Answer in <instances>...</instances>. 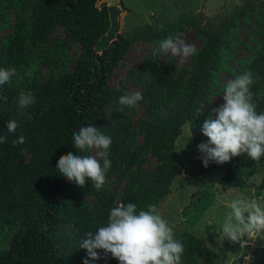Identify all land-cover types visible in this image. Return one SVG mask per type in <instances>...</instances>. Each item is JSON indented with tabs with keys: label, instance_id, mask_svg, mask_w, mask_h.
<instances>
[{
	"label": "trees",
	"instance_id": "16d2710c",
	"mask_svg": "<svg viewBox=\"0 0 264 264\" xmlns=\"http://www.w3.org/2000/svg\"><path fill=\"white\" fill-rule=\"evenodd\" d=\"M8 1L19 6L30 1L31 9L27 17L19 14L11 32L0 38V67L15 69L10 82L0 85V135L6 137V143L0 144V237L9 233L6 246L0 241V264H83L87 256L86 250L79 248L82 237L104 226L115 204L131 202L145 210L149 204L157 206L168 194L171 181L182 173L205 174L207 183L221 188L253 186L261 190L264 202V156L253 161L242 153L222 164L210 161L207 167L198 161L190 169L182 166L174 150L184 124L191 127L193 147L199 143L198 130L204 121L201 109L214 94L213 85L220 72L228 73L231 80L250 70L254 80L250 86L252 99L257 111H264V0H243L220 16L182 12L176 20L161 26H135L117 35L113 60V44L106 43L99 54L93 49L109 26L105 3L96 8L97 0ZM5 2H0V7ZM251 12L256 13L258 38L245 45L247 57L236 58L231 34ZM56 26L62 28V35L43 54L38 53ZM185 28L200 41L196 53L189 55L187 66H174L168 60L158 62V56L152 54L140 64L134 81L143 89V99L137 103L142 106V117L135 123L130 116L133 108L118 107L124 84L119 82L110 88L106 77L133 41L168 36L175 40ZM72 43L78 44L79 53L71 64L67 48ZM96 57L104 75L97 87ZM230 58L234 62L231 67ZM40 60H45L49 68L44 80L38 78L34 68ZM21 91L32 92L35 102L19 107ZM107 105H111L112 118L99 125ZM11 119L17 123L14 132L7 130ZM88 124L100 127L112 138L107 157L111 168L106 175L108 182H122L119 194L105 185L96 190L87 179L81 188L56 168L61 154H80L74 147L73 133ZM21 134L25 142L15 144ZM138 135L141 139L136 142ZM146 154L154 158L149 171L141 166ZM254 165L263 170L255 185L249 181ZM176 238L185 249L180 264H197L200 237L183 231ZM97 251L100 259L89 264H119L110 254L105 257L103 250Z\"/></svg>",
	"mask_w": 264,
	"mask_h": 264
},
{
	"label": "clouds",
	"instance_id": "9594fccd",
	"mask_svg": "<svg viewBox=\"0 0 264 264\" xmlns=\"http://www.w3.org/2000/svg\"><path fill=\"white\" fill-rule=\"evenodd\" d=\"M169 51L173 56L187 57L195 54L197 49L194 45L183 43L178 46L173 37L168 36L158 41L153 55ZM14 74L15 69L0 67V85L9 83ZM253 83V74L249 70L225 84L223 102L212 109L214 115L207 117L202 124L201 132L208 140L199 143L197 148L202 154L200 159L204 167L210 161L218 164L228 162L242 153H246L253 161L264 156V111L258 112L252 99L250 86ZM142 99V93L134 91L121 95L118 102L134 108ZM34 102L32 92L19 93V107L25 108ZM16 128V121L9 120L8 132H14ZM99 128L92 124L81 126L73 133L74 147L80 154H61L56 162L60 175L81 188L85 186L86 179L91 181L96 190L108 183L106 174L111 168V161L107 157L112 138ZM188 131L186 144L192 137L191 127ZM24 142L25 137L21 134L14 143ZM3 143H6V137L0 135V144ZM93 149L98 151L94 155L87 154ZM229 207L231 211L221 226L222 240L226 238L240 245L248 242L245 237L264 240V202L250 201L241 195L232 199ZM79 248L86 250L87 258L83 264L100 259L98 249L103 250L105 257L110 254L119 264H180L185 250L182 241L176 238L174 228L155 204H149L145 210L137 209V205L131 202L112 207L106 224L95 231L86 232ZM247 260L251 264L250 254Z\"/></svg>",
	"mask_w": 264,
	"mask_h": 264
},
{
	"label": "rangeland",
	"instance_id": "374dc122",
	"mask_svg": "<svg viewBox=\"0 0 264 264\" xmlns=\"http://www.w3.org/2000/svg\"><path fill=\"white\" fill-rule=\"evenodd\" d=\"M0 7V38L7 36L12 29V25L19 14L27 17L30 13L31 5L28 1L25 5L19 6L11 4L8 0ZM100 0L96 2L98 8ZM123 6L119 9L117 15V34H121L131 28L143 24H156L161 26L165 21L176 20L182 12H201L206 17L220 16L231 10L235 5H239L243 0H121ZM255 3L257 0H248ZM249 4V3H248ZM248 7V5H246ZM258 13V11H256ZM259 25L256 13L251 12L245 16L244 21L237 24L236 29L231 34L232 48L236 58H245L249 55L246 48L252 41L258 38ZM63 33L60 26L54 27L47 35V39L38 53L43 54L45 49L59 38ZM162 39H153L151 41L135 40L128 47L125 55L114 65L111 73L106 77V83L110 88L118 86L119 82L124 84V94L139 91L142 92L140 84L134 81L140 64H145L148 55H153V49L158 46V41ZM178 46L180 44L199 46V39L189 29L182 30L174 40ZM67 53L72 62L79 53L77 43H72L67 48ZM158 62L168 60L172 65L185 67L188 65L189 56H173L171 52L158 54ZM45 60H40L34 66L38 78L46 79L49 68ZM228 65H234L232 58ZM230 80V75L226 72H220L216 76V83L213 85L215 91L211 95L209 103L201 109L204 120L214 115L212 109L222 103L223 85ZM123 94V95H124ZM118 103V107H124ZM23 111L22 109L20 110ZM128 112L130 110L128 109ZM132 120L136 121L142 117V106L137 104L130 112ZM111 105H107L99 118V125L111 119ZM204 122V121H203ZM203 124V123H202ZM202 125L198 130L199 143L207 142L208 138L201 132ZM189 135L188 125L184 124L181 133L174 142V150L183 167L194 169L198 161H202V155L196 147H193L192 139L186 140ZM141 139L140 135L136 137V142ZM186 144V146H185ZM185 146V147H184ZM184 147V148H183ZM183 148V149H182ZM98 150H90V154H95ZM154 163L151 154L145 155V161L142 163L144 171H149ZM263 170L254 165L253 173L249 181L255 185L258 183ZM206 175H189L182 173L176 176L170 183L169 192L157 204V208L162 216L169 221L170 226L174 228L175 236L183 231L192 232L200 237L201 255L197 264H229L232 258L239 255L241 245L230 242L228 239L222 240L221 226L227 219L231 211L229 203L238 196H245L250 201H255L253 186L244 189L221 188L218 184H211L205 181ZM122 182L115 179L105 184V188L120 193ZM263 202L261 196L259 203ZM118 204H115L117 206ZM186 206V207H185ZM9 233L5 232L0 241L3 246L7 245ZM248 241L249 249L242 263L248 264L247 257L252 256L251 264H264V240L255 239Z\"/></svg>",
	"mask_w": 264,
	"mask_h": 264
},
{
	"label": "water",
	"instance_id": "95a60500",
	"mask_svg": "<svg viewBox=\"0 0 264 264\" xmlns=\"http://www.w3.org/2000/svg\"><path fill=\"white\" fill-rule=\"evenodd\" d=\"M105 3L107 8V15H108V21L109 26L106 30V32L100 36L98 41L95 43L93 49L94 51L99 54L100 50L105 46L106 43L113 44V50L111 58L113 60L114 54H115V48H116V41H117V15L119 12V9L123 6L121 0H100L99 4ZM96 61L99 62V77L97 79L96 87L100 84V82L104 79L103 75V66L102 63L99 61V58L96 57ZM253 194L255 196V202L259 203V197L261 196V190L255 189L253 190ZM251 240V238H249ZM249 249V244L245 243L244 245H241L240 253L237 257L232 258L229 262V264H243V258L247 255Z\"/></svg>",
	"mask_w": 264,
	"mask_h": 264
}]
</instances>
